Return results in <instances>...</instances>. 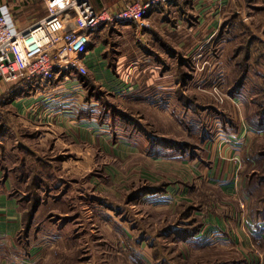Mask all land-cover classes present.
<instances>
[{"label": "rangeland", "instance_id": "rangeland-1", "mask_svg": "<svg viewBox=\"0 0 264 264\" xmlns=\"http://www.w3.org/2000/svg\"><path fill=\"white\" fill-rule=\"evenodd\" d=\"M174 1L145 19L143 28L132 25L128 30L120 23L90 36L91 47L103 50L107 72L88 68L80 77L85 87L73 113L77 118L92 116L99 130L116 141V153L112 145L90 146L71 139L66 151L70 158L62 165L56 135L24 117L12 104L11 93H0V167L13 176L8 196L17 201L22 220L12 247L0 241L5 257L20 254L24 259L30 234L36 232L51 233L52 241L37 244L48 255L44 264H264L254 252L260 240L242 236L255 232L245 222L253 218L251 203L264 191V134L251 138L249 131L251 141L239 168L242 188L235 182L232 190H221L203 171L206 152L214 143L218 152L224 144L236 151L242 146L241 134L227 136L223 122L232 115L230 104L236 107L227 92L246 56L242 49L236 58V48L246 47L252 36L256 45H250L249 52L252 59L260 55L262 60L245 65L250 71L245 94L255 95L247 112L264 106V46L258 42L264 39V0ZM0 10L19 28L46 15L43 0H0ZM185 48L195 50L189 54ZM107 73L131 90L125 95L116 92ZM1 86L11 90L8 84ZM152 97H159L157 106ZM84 98L95 107L86 105ZM127 142L133 154L127 153ZM39 156L44 160H36ZM234 161L239 166V158ZM250 183L257 190L251 198L244 193ZM30 217L37 220L35 225ZM183 229L200 233L179 240L177 232Z\"/></svg>", "mask_w": 264, "mask_h": 264}, {"label": "crops", "instance_id": "crops-1", "mask_svg": "<svg viewBox=\"0 0 264 264\" xmlns=\"http://www.w3.org/2000/svg\"><path fill=\"white\" fill-rule=\"evenodd\" d=\"M181 1L182 0H180V2ZM184 1H187V0H184ZM121 2H122V0H91V5L95 10H98L101 7H107L109 9H115L116 7H118L121 4ZM173 3H174L173 5H178V2L174 1ZM169 5L165 6V7H162V6L155 7L154 9H152L148 13L147 18H150V17L154 16L155 14H158L157 11H161L164 9L167 10ZM250 17L251 16L249 15V17L247 19H249ZM244 18H245V16H244ZM197 20L200 21V18L198 17ZM112 26H116V25H109L106 27H100L98 29H95V30L90 32V36L92 35V33H95L97 35H99V34L101 35L106 30L110 31V30L114 29V28H112ZM122 26L127 27L128 30L133 28L132 25H122ZM191 30H192V27L190 26L189 31L191 32ZM242 33H244V32H241V34ZM258 39H259L258 42L262 43L264 46V39H262V38H258ZM255 40L256 39L252 36L250 39L248 38V43H247L246 47L242 48V45H241V46H237V48H236V53H235L236 58L239 56L242 49H243V51L245 50L246 56L242 60L244 67L243 68L240 67V69L242 71L240 76L236 79L237 81H235V83L228 89V92H227L229 94V96H232L234 98L236 103H233V104L236 107L233 108V106L230 104L229 109L230 110L232 109L231 110L232 115H230V117L225 116L226 119L224 118L225 120L223 122V126L226 127V133H224V134H226L227 136H231V135H237L238 136L241 134V137L243 139L242 144H241L242 146L239 147V149L241 151L240 150L236 151V149L234 150L231 146H227L224 144L220 147V151L218 152V150L215 149L216 143H214L212 146V149L210 151L206 152V155H205V157L207 158V163H208L206 165V169L203 170L204 172L206 171L205 176H206L207 180L212 185L218 186L221 190L226 189V191H230V190H232V188L234 186H236V183H237L238 189L240 188V186L242 188L243 182L239 180L240 174H241V172H239L240 171L239 168L242 166V161L244 159V157H243L244 153H245L244 149L246 148V146L251 141V140H249V137H250L249 131L252 132L251 138L260 136L259 135L260 133L264 134V129H254L253 127L249 126V124L246 120V117L248 116L247 109H249L250 106L254 105L253 104V101H254L253 97H255V96L245 94V93H247L245 90L246 89L245 83L247 80V75L250 72L249 69L247 70V68H245V65H249V63H251V61H253V63L258 65L260 63V61L262 60V57L260 55L256 56L254 59H252L253 55H252L251 51L249 52L250 45H251V48L253 47V45H256L253 42ZM97 47H98V49H97L98 51H96V49H95ZM188 48H185L184 51H187ZM194 50L195 49L188 50V51H190L189 54H191ZM88 51H89V53H88V55L85 56V60H84L86 66H87V69L90 68L92 71H96V70L100 69V71L104 70L107 72L106 69H103V61L101 58H103L104 53H103L102 48H100V45L94 44L92 47H90V49ZM247 53H248V55H247ZM168 54H169V56H173L174 51H172L171 53H168ZM220 61H221V59H220ZM228 62H229V60H228ZM239 66H241V65H239ZM221 72H222L221 79H222V81H224V78L226 76L224 74L223 66H222ZM108 74H110V73L105 74V76H107ZM260 74H262V73H260ZM64 75H65V73H59L58 76H60V80L59 81L57 80V82L53 80V83H52L51 87H49V88H39V86L37 84L27 82V83L22 84V85L9 86V88H11V90L8 91L7 90L8 87H6L4 89V87L1 86V85H4L5 83L3 84V82L0 81V93L3 91H5V92L7 91V92H9V96L11 93L12 104L14 106L18 107V110L20 112H22V114L25 113L24 111H22V109H23L22 107H24V109L27 113V115H26V113L23 114L24 117L25 116L29 117L28 116L29 113L27 112V107L34 106L33 117L30 116L29 119L32 118V122L34 124H36L35 126H37V127L40 126V127H45L47 129H50L53 132V134L56 135L55 146H56V148L57 147L60 148V150L58 151V153L60 155L57 157V159H58V161H60V163L62 165H63V162H64V164H67L66 162L70 158L66 151L70 149L69 144L73 142L71 139H76L77 140L76 142H82V143L90 145V146H94V145L96 146L98 144L99 145L103 144L105 146L106 145H112L111 146L112 151L116 153V149H115V142L116 141L114 142L111 135L110 136L104 135L105 133L102 131V129L99 130L100 127L98 128V126L93 122L94 119L92 118V116L89 117V115H87L84 117L77 118V113H73V111L76 109L75 104H77V100L81 99L79 97L77 91L81 90L85 87V82H83V80L80 79L79 74L74 75L76 80L70 79L69 81L64 80ZM95 76L96 75H94V78L97 80L98 77H95ZM108 78L110 81L109 84L112 87H117L116 92H118V93L122 92L124 94V93H127L129 90H131V87L126 88L124 86V88H123L122 85L119 86L117 77L115 75H112V73H111V75H108ZM160 80H163L162 76H160ZM97 81L100 82L102 80L98 79ZM162 85H163V83L160 81V86H162ZM125 88H126V90H125ZM117 95L121 96L122 94H117ZM157 96H158V93H157ZM170 96H171V94H170ZM165 97L167 99L168 95H166ZM90 98H94V97H90ZM158 99H159V97H152V99H150L151 102L153 103L152 105H156L157 103H155V102H157ZM84 100H85V98H84ZM89 103H90V105L88 104V101L85 100L86 105H89L90 107H95V106L91 105V101ZM165 103L170 105V103L168 101H165ZM160 105H161V101H160ZM164 107H166V106H164ZM83 108L87 109V106H85ZM43 117H48V118H43ZM52 118L54 119V121H49ZM76 122H77V124H76V126H74V123H76ZM55 125H57V126H55ZM228 127H230L231 130L228 129ZM95 128L98 131V133H96ZM242 129H243V132H242ZM60 131H62V135H57L55 133V132L59 133ZM77 132L81 133L80 137L76 136L75 133H77ZM244 135H246L247 137H244ZM70 137H72V138H70ZM125 146H126V149H129V151L127 153H130V154L134 153V150L132 149V145L130 143H128V142L125 143ZM242 148H243V150H242ZM235 157L239 158V161H240L239 166L236 164L237 161H234ZM3 159L5 160V158H3ZM36 160H44V159H42L39 156V157H37ZM44 163L47 164L48 162L45 161ZM192 163H195V162H192ZM192 163H190V165ZM193 167L195 169L196 165H193ZM238 173H239V176H238ZM12 177L13 176L10 173H8V171H6V170L4 171L0 167V241L5 240L6 242L9 243L10 246H11L10 242H12L14 236L16 234H18V232L20 231L21 226H22L21 225L22 224L21 213H20V210H18V203L14 198L8 196V192H10L12 185L14 183V180L12 179ZM59 179H60V182H64L61 180L62 178H59ZM67 182L68 181H66V183ZM40 184H42V183H40ZM242 197H243V195H242ZM58 198H59V195L54 196L53 200H58ZM244 198H246V197H244ZM35 216H34V218H35ZM34 218L32 219V217H30L31 226L35 225V223L37 221V220H34ZM250 219L251 218L247 217L245 224L247 226L255 228V232H251V233L249 232V234L247 233V234H244L242 236L244 237V240L248 239V240H251V242L252 241L256 242V241L260 240V241L255 243V244H258V246L260 248H255L254 246H252V247H254V249H255L254 252L256 251L255 254H257L259 257H263V262H264V247H261V243H260L261 241H264V236H263L264 220H259V221L257 220L255 222L254 220H252V219L250 220ZM214 220H216L215 217H213L212 222H215ZM49 223H50V225H51V223L52 224L55 223L54 224V226H55V225H57L58 221L54 220L51 222V220H50ZM223 224H224V222H223ZM223 224H222V227H224ZM199 233L197 235H199ZM50 236H51V233H46L45 235H41V234H37L35 232L34 236L32 234H30L31 244H29V246H28V249L26 252L27 256H25L24 259L21 258L20 254H18L19 255V257H18L16 255H11L9 253L8 256L5 257V255H3L4 251H0V264H22V263L35 264L36 262L37 263L40 262V264H42V263L44 264V261H46V257L48 255L46 253L44 254V251L41 250L42 248L40 247V245L37 246V244H38V241H41V242L43 241V243L52 241ZM211 236H212V234H211ZM224 238H226V237L224 236ZM228 238H229V236H227V239ZM234 238H236V237H234ZM189 239L190 238H187L184 240L186 241ZM194 239H196V237ZM239 239H243V238H241L239 236ZM236 240H237V238H236ZM193 241H195V240H193ZM181 243H182V241H181ZM34 246H35V248H34ZM244 256L247 257V259H248L247 254H244ZM247 263L251 264L248 261L246 262L245 260H242L240 262H238V260H236L232 264H247Z\"/></svg>", "mask_w": 264, "mask_h": 264}, {"label": "built area", "instance_id": "built-area-1", "mask_svg": "<svg viewBox=\"0 0 264 264\" xmlns=\"http://www.w3.org/2000/svg\"><path fill=\"white\" fill-rule=\"evenodd\" d=\"M173 1L122 0L115 9L95 10L91 0H43L46 15L24 28L0 10V81L10 86L30 82L49 88L59 73H65L66 81L76 80L74 75L87 72L84 60L92 45L91 31L120 23L143 28L152 9ZM33 108L27 107L29 118Z\"/></svg>", "mask_w": 264, "mask_h": 264}, {"label": "trees", "instance_id": "trees-1", "mask_svg": "<svg viewBox=\"0 0 264 264\" xmlns=\"http://www.w3.org/2000/svg\"><path fill=\"white\" fill-rule=\"evenodd\" d=\"M245 68H247V66H245ZM248 70V68H247ZM85 75V74H84ZM80 77H82V74H79ZM260 92L264 93V89H262ZM257 93V92H255ZM254 94V93H253ZM255 96V95H254ZM261 105V104H260ZM246 120L249 124V126L253 127L254 129H264V106H260L257 110L253 111L252 113H248V116L246 117ZM258 156H262L261 155H257L256 158L258 159ZM250 187H248V189L250 190H245L244 193L248 196V197H252L253 195V191H257L255 186L253 184H249ZM162 191V190H160ZM260 194H263L262 196L259 195V197L256 198V202L255 203H251V215H252V219L256 222L257 220H264V191L261 190ZM259 202L260 205H259ZM196 233H198V231H194V230H187V229H183V230H178L177 232V237L179 238V240H184L187 238H191L193 235H195ZM260 239V238H259ZM261 247H264V241H261Z\"/></svg>", "mask_w": 264, "mask_h": 264}]
</instances>
